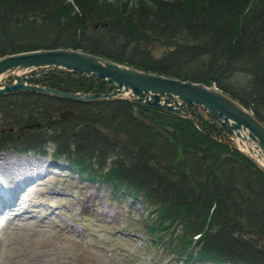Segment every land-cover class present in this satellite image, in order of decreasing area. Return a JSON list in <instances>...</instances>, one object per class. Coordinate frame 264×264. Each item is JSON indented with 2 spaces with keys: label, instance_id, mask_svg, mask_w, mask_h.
Here are the masks:
<instances>
[{
  "label": "trees",
  "instance_id": "16d2710c",
  "mask_svg": "<svg viewBox=\"0 0 264 264\" xmlns=\"http://www.w3.org/2000/svg\"><path fill=\"white\" fill-rule=\"evenodd\" d=\"M58 48L213 84L264 124V0H0V57ZM67 81L53 85L77 86ZM138 109L124 101L0 96L4 122L11 116L15 126L32 128L35 140L26 146L37 148L50 132L53 160L68 162L82 181L107 185L113 199L138 202L153 241L174 259L264 264V173L205 135V124L198 130ZM64 110L77 115L50 125ZM3 140L0 148L10 141Z\"/></svg>",
  "mask_w": 264,
  "mask_h": 264
},
{
  "label": "rangeland",
  "instance_id": "374dc122",
  "mask_svg": "<svg viewBox=\"0 0 264 264\" xmlns=\"http://www.w3.org/2000/svg\"><path fill=\"white\" fill-rule=\"evenodd\" d=\"M74 82L76 87L64 85L85 92L105 89L92 79ZM4 120L0 116V134L15 126L11 116ZM17 133L13 127L5 140ZM48 135L38 149L20 140L16 148L0 151L5 178H0V190L14 199L0 210V264H177L148 236L143 238L147 220L139 205L113 199L104 184L86 183L68 163L53 161L56 147Z\"/></svg>",
  "mask_w": 264,
  "mask_h": 264
},
{
  "label": "water",
  "instance_id": "95a60500",
  "mask_svg": "<svg viewBox=\"0 0 264 264\" xmlns=\"http://www.w3.org/2000/svg\"><path fill=\"white\" fill-rule=\"evenodd\" d=\"M34 71V75L30 72ZM70 73L105 82L110 93L63 92L29 81L49 73ZM33 92L79 102L125 100L184 119L215 125L219 141L238 149L264 172V124L215 86L182 81L115 63L70 48L40 49L0 57V95ZM209 114V115H207ZM64 112L61 118L73 116ZM209 134L208 131H204Z\"/></svg>",
  "mask_w": 264,
  "mask_h": 264
},
{
  "label": "flooded vegetation",
  "instance_id": "af4514ba",
  "mask_svg": "<svg viewBox=\"0 0 264 264\" xmlns=\"http://www.w3.org/2000/svg\"><path fill=\"white\" fill-rule=\"evenodd\" d=\"M56 76H59V75H56ZM54 78H56V77H54ZM54 78H43V79H41L42 81H45L46 82V84L47 85H53V79ZM58 78V77H57ZM60 78H64V77H60ZM66 78V77H65ZM80 79H83V80H86V81H88V79H84V78H80ZM112 90V89H111ZM110 91V90H109ZM99 92V91H98ZM103 92V91H102ZM213 129H215L213 126H211Z\"/></svg>",
  "mask_w": 264,
  "mask_h": 264
},
{
  "label": "bare ground",
  "instance_id": "6f19581e",
  "mask_svg": "<svg viewBox=\"0 0 264 264\" xmlns=\"http://www.w3.org/2000/svg\"><path fill=\"white\" fill-rule=\"evenodd\" d=\"M0 167H2L1 165H0ZM1 174V173H0ZM2 175V174H1ZM0 175V178H2L3 180L5 179L4 177H3V175L1 176ZM0 195H1V193H0ZM1 213V212H0Z\"/></svg>",
  "mask_w": 264,
  "mask_h": 264
}]
</instances>
